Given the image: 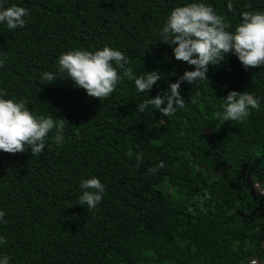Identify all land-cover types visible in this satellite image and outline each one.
<instances>
[{
	"label": "trees",
	"instance_id": "16d2710c",
	"mask_svg": "<svg viewBox=\"0 0 264 264\" xmlns=\"http://www.w3.org/2000/svg\"><path fill=\"white\" fill-rule=\"evenodd\" d=\"M211 5L234 31L244 11L264 12V0H0L30 10L23 28L0 24L3 98L27 99L37 116L69 122L62 147L42 155L0 152V255L11 264H246L264 259V68H243L234 55L209 65V82H184L187 102L173 117L139 103L163 95L185 71L160 32L178 6ZM250 5V7H248ZM105 46L130 59L116 91L102 103L59 73L61 54ZM159 71L149 93L135 79ZM44 72L56 82L42 79ZM230 91L260 100L243 122L223 121ZM199 93V96H197ZM167 105H165L166 107ZM188 124L185 125L184 121ZM181 130L185 135L181 136ZM79 132V138L76 133ZM51 144V150L47 147ZM143 153L135 158L125 153ZM164 162L155 175L148 168ZM106 186L96 210L79 205L81 180ZM255 189V185H254ZM257 190V189H255ZM261 193L260 191L257 192ZM205 194L211 196L208 199ZM207 210L202 212L200 204ZM189 208L192 211H189Z\"/></svg>",
	"mask_w": 264,
	"mask_h": 264
},
{
	"label": "clouds",
	"instance_id": "9594fccd",
	"mask_svg": "<svg viewBox=\"0 0 264 264\" xmlns=\"http://www.w3.org/2000/svg\"><path fill=\"white\" fill-rule=\"evenodd\" d=\"M227 7L229 11H233L231 0ZM29 16L30 10L27 8L15 4L5 8L0 4V24H6L10 30L25 27ZM240 20L235 30L230 31L232 25L227 17L218 14L211 5L192 2L176 7L167 17L160 36L163 44L172 47L175 59L188 64L194 70L185 71L176 83L169 85V90L163 95L157 94L155 98L149 97L139 103L138 112L143 113L152 106L164 117L170 118L178 110L184 109L187 102L195 104V98L186 102L181 96V85L184 82L197 87L203 82L210 84L209 65L218 66L229 55L236 56L246 71L249 68H264V12L244 11ZM6 60L7 53L0 52V68L4 67ZM129 64L128 56L120 50L105 46L95 52L72 50L63 53L58 58L57 68L59 73L67 74L74 86L85 90L89 97L99 99L102 103L116 91L123 76L131 75L132 69L126 67ZM161 76L159 71L147 72V75L135 79V87L141 93H149L162 79ZM42 79L49 82L47 85L57 80L56 75L51 72H44ZM5 95L7 93L0 91V152L16 155L30 149L32 157L40 156L45 151L50 133L53 134L52 143L58 147L64 145L65 127L70 125L68 121L63 118L54 119L52 116H37L29 108L27 99H5ZM222 100L223 113L217 112L216 116L225 122H243L251 115L252 109L258 110L260 107V100L247 91H230ZM184 124L187 125L188 121L185 120ZM180 135H185L183 130ZM76 136L79 138L78 131ZM47 147L51 150V144H47ZM125 156L130 160L135 158L137 169L144 159L143 153L135 154L131 149ZM164 167V162H160L148 168L147 172L155 175ZM80 188L82 194L79 205H87V211L96 210L103 200L106 186L99 178L92 177L81 180ZM205 195L211 199L210 195ZM261 195H264V191ZM200 210L206 214L203 201ZM189 211L192 209L189 208ZM5 216L6 212L0 210V223L7 224ZM6 243V238L0 236V245ZM11 260L12 257L7 254L0 255V264H11ZM251 264H258L257 259H252Z\"/></svg>",
	"mask_w": 264,
	"mask_h": 264
},
{
	"label": "rangeland",
	"instance_id": "374dc122",
	"mask_svg": "<svg viewBox=\"0 0 264 264\" xmlns=\"http://www.w3.org/2000/svg\"><path fill=\"white\" fill-rule=\"evenodd\" d=\"M252 185H253L252 193H253L255 196H256V195H257V196H260V197L262 198V200L264 201V195H261V193H259V194L257 193L258 191L261 192L262 189L255 187V189H257V190H255V189H254V185L256 186V184L253 183Z\"/></svg>",
	"mask_w": 264,
	"mask_h": 264
},
{
	"label": "built area",
	"instance_id": "2783aa9c",
	"mask_svg": "<svg viewBox=\"0 0 264 264\" xmlns=\"http://www.w3.org/2000/svg\"><path fill=\"white\" fill-rule=\"evenodd\" d=\"M256 186H258L257 188H260V184H256ZM262 191H264V190H262ZM257 261H258V264H264V259L257 258ZM246 264H251V260Z\"/></svg>",
	"mask_w": 264,
	"mask_h": 264
}]
</instances>
